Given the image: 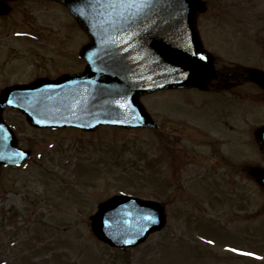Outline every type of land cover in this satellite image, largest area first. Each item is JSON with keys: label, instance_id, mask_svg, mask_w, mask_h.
Listing matches in <instances>:
<instances>
[{"label": "rangeland", "instance_id": "1", "mask_svg": "<svg viewBox=\"0 0 264 264\" xmlns=\"http://www.w3.org/2000/svg\"><path fill=\"white\" fill-rule=\"evenodd\" d=\"M207 3L208 11L199 16L198 24L220 65L264 69V0ZM16 5L0 18V87L67 68L71 51L84 40L62 7L34 1ZM29 32L37 39L19 36ZM242 86V92L248 91ZM169 91L142 97L148 112L162 124L164 145L156 133L144 128L100 127L93 133L37 130L17 111L4 112L19 145L31 148L32 157L19 167L0 168V264H264L262 255L251 261L245 253L228 260L233 249L223 245L264 253V214L247 225L229 213V196L219 184L205 186L202 179L203 185L194 180L200 177L201 166L200 154L193 150L203 149L183 134L172 153L179 162L171 158L170 164L169 151L160 153V145L168 147L167 136L172 140L167 129L171 118L185 120L204 132H216L222 114L228 117L242 107L220 93ZM251 117L264 123L259 109ZM219 130L227 133L224 127ZM245 163L243 160L242 165ZM226 170L219 168L220 172ZM174 174L184 181L183 192L176 198L170 186ZM238 177L248 175L241 172ZM259 190L246 185L247 193L256 191L253 209L257 211L264 206V194ZM134 191L140 197L167 202L166 227L132 249L122 251L101 244L90 231L88 216L111 194ZM187 212L197 215L195 220ZM197 236L208 239L204 238L205 243Z\"/></svg>", "mask_w": 264, "mask_h": 264}, {"label": "water", "instance_id": "2", "mask_svg": "<svg viewBox=\"0 0 264 264\" xmlns=\"http://www.w3.org/2000/svg\"><path fill=\"white\" fill-rule=\"evenodd\" d=\"M5 1L10 0H0V14L9 10ZM58 1L88 35L81 51L87 61L84 71L5 87L0 113L15 107L35 127H154L141 95L166 88H205L222 75L196 27L197 15L206 8L203 0H135L136 6L133 0ZM247 78L264 88V73L252 71ZM256 137L264 149V127ZM29 154L17 146L0 114V166L19 164ZM255 176L264 185V171ZM143 215L153 220L145 221ZM89 218L99 240L122 247L141 243L165 224L158 203L126 195L99 203Z\"/></svg>", "mask_w": 264, "mask_h": 264}, {"label": "flooded vegetation", "instance_id": "3", "mask_svg": "<svg viewBox=\"0 0 264 264\" xmlns=\"http://www.w3.org/2000/svg\"><path fill=\"white\" fill-rule=\"evenodd\" d=\"M26 1L55 4L52 1L46 0ZM70 58H72L69 60L72 64L71 71H80L84 62L78 57V52L76 51ZM232 79H235V82H214L208 90L201 91L198 89H189L173 91L176 93H182L185 91H192L201 94L220 93L221 95H225L226 97L237 101L242 109L240 108L237 112L232 111L228 117H225L226 115L222 114L220 120L221 126L219 129L224 127L227 132L226 134H220L223 132L219 129L216 132L212 131V129H209L212 132H204L200 128L189 124L187 121L176 118H171L169 120L167 128L168 133L172 135V160L174 162H179L173 157L172 153L174 152L173 150L178 148L177 142L179 135L183 134L184 138L193 141V145L197 146L199 149H203L200 150V152L193 150L197 154H200V159L198 160L201 166V171L199 172L200 177L193 179L198 180L200 184H202V179L205 186L211 183L219 184V189L229 196L228 203L231 205L229 213H233L232 217L239 220L241 217L245 224L251 225L257 216V210L253 209L255 204L253 203L255 200L254 197L256 196L255 192L257 190L254 193H247L246 185L257 188L258 184L254 172L258 167L264 169V164L258 165L257 163L258 161H264V153L258 152L257 150L254 136L256 119L251 116H253V113H256L257 109H259V113L261 112L264 114V92L256 87L255 84L253 85L252 83L242 82L239 76ZM242 85L246 86L248 91L242 92ZM251 124L253 129L249 130ZM157 133L158 135H160V133H165L161 123ZM249 133H251L250 136ZM194 139H196V144H194ZM185 150L188 151L187 148ZM232 155L238 157L234 159ZM243 160L247 165H242ZM219 168H225L227 170L226 172L223 171V173L219 171ZM241 172L247 174L248 178H239L238 175H240ZM244 180H247L248 182L245 183ZM176 181H179L180 183L182 182L180 178L176 177L171 179V184L176 186ZM173 190V192L177 191V189ZM261 208L262 206H260L259 210H261ZM250 251L257 252L252 249H250Z\"/></svg>", "mask_w": 264, "mask_h": 264}, {"label": "snow or ice", "instance_id": "4", "mask_svg": "<svg viewBox=\"0 0 264 264\" xmlns=\"http://www.w3.org/2000/svg\"><path fill=\"white\" fill-rule=\"evenodd\" d=\"M132 6H136L135 0H133ZM9 103H12V101H9ZM141 218L143 220H145V221H148V222H151L153 220V217L151 215H143ZM126 242H128V241H126ZM233 251H237V250L236 249H233ZM248 255H251V253H248Z\"/></svg>", "mask_w": 264, "mask_h": 264}]
</instances>
